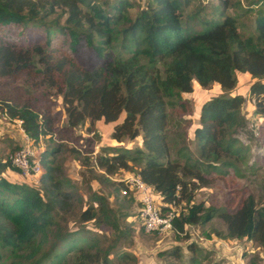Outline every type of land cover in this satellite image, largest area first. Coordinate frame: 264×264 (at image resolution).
Here are the masks:
<instances>
[{"label": "trees", "instance_id": "16d2710c", "mask_svg": "<svg viewBox=\"0 0 264 264\" xmlns=\"http://www.w3.org/2000/svg\"><path fill=\"white\" fill-rule=\"evenodd\" d=\"M192 1L143 0L130 16L128 9L134 6L130 0H0V113L10 120L20 119L34 142L40 136L54 139L38 153L42 171L37 188L8 180L2 172L17 169L7 158H0V264L8 257H31L37 248L36 234L54 226V214L68 211L79 200L78 194L65 188L67 180L58 178L55 156L65 148L63 141H80V149L70 146L69 150L74 159L89 161L94 138L73 133L86 120L85 130L96 135L93 122L98 119L113 122L109 136L115 142L140 137V145H105L92 156L100 169L95 176L99 184L117 195L122 182L110 176L131 171L152 186L162 201L185 200L188 206L173 219L174 229L218 217L225 226L221 236L244 237L264 246V205L255 206L251 195L236 202L228 198L222 206L188 204V184L192 188L208 184L213 173L220 177L230 170L237 173V163L244 160V145L234 136L242 122L239 111L244 97L221 93L201 102L192 128L196 155L178 145L172 156L174 140L170 144L167 126L172 109L190 111L180 93L191 91L192 80L202 88L215 83L228 90L238 72L256 78L248 86L249 94L256 100L254 111H264V81L260 80L264 77V0L251 1L256 5L253 30L245 35L227 11L230 0H216L212 19L186 11ZM28 28L38 29L42 40L22 34ZM55 33L67 36L72 55L52 45ZM83 46L100 61L86 66L76 60L73 54ZM37 90L39 95H26ZM52 94L60 96L65 113V122L57 126V117L49 109ZM181 134H177L180 140ZM92 198L96 208L84 206L80 220L95 219L99 212L108 221L104 196ZM121 199L133 201L125 194ZM64 234L70 233L57 237ZM169 254L178 255V248ZM76 259L77 264H114L97 251L81 250ZM190 260L198 262L193 256ZM67 263L66 252L60 250L48 264Z\"/></svg>", "mask_w": 264, "mask_h": 264}, {"label": "rangeland", "instance_id": "374dc122", "mask_svg": "<svg viewBox=\"0 0 264 264\" xmlns=\"http://www.w3.org/2000/svg\"><path fill=\"white\" fill-rule=\"evenodd\" d=\"M130 1L134 6L128 9V13L133 16L137 5H142L143 1ZM230 1L232 4L227 11L236 17L239 32L242 35L251 33L256 5L251 3L252 0ZM215 3L216 0H193L186 11H196L198 16L212 19L216 15L213 7ZM22 34L30 40L35 38L42 40L41 33L35 28L23 30ZM67 41L66 35L55 33L51 42L52 45H56L72 55L68 49ZM73 56L86 66L94 65L100 61V58L84 46ZM254 80L256 78L251 77L248 73L238 72L235 84L228 90H221L215 83L207 88H202L195 80H192L191 91L180 93L181 98L189 102L190 111L179 113L175 108L171 110L167 122L170 144L174 140V145H171V155H174L178 145H185L186 150L196 155L192 128L197 124L201 102L221 93L227 95L238 93L244 97L239 111L242 122L235 128L234 133V136L239 139L238 141L244 145V160L237 163V173L230 170L222 177L213 173L210 175L208 184H198L193 188L191 184H188L187 188L191 193L189 205L201 202L203 206H222L228 198L236 202L246 195L253 197L255 206L264 205V111L262 113L254 111L256 100L249 94L248 89L249 84ZM260 80L264 81V77ZM28 94L30 96L39 95V90L28 91L26 95ZM49 97L53 102L49 109L57 117L55 125L63 124L65 113L61 106L60 96L52 94ZM85 126H87L86 120L82 125L75 127L73 134L94 138L91 145L92 152L89 155L91 159L94 154L100 151L101 146L113 144L132 147L140 145L139 136L133 139L123 138L119 142L113 141L109 136L110 124L94 121L93 133L96 135L87 132ZM16 132L17 128L14 122L0 113V158L6 159L16 147L18 143ZM12 133H14L15 139L11 137ZM181 133L183 134L182 140L177 135ZM53 140L47 136H40L34 142L35 149L39 153L41 148L53 143ZM79 142L63 141L65 148L55 156V164L60 171L57 174L58 178L67 180L68 184H65V188L78 194L79 200L73 202L68 211L54 214V226L46 228L43 234H36V241L33 245L37 243V248L31 257L27 258L24 255L8 257L4 260V264H48L53 253L60 250L66 252L67 264H77L74 262L81 250L104 253L106 258L114 264H192L190 260L192 256L198 260L196 264H264V246L244 237L221 236L225 226L218 217H213L203 224L183 225L182 229L184 228L185 231L175 229L165 233L144 232L139 223L135 202L125 203L121 201V193L115 195L108 187L99 184L95 176L100 172V169L94 166L91 159L84 163L73 158L69 147L80 149L82 145ZM128 172L131 173V171ZM128 172L119 170L110 178L115 180ZM5 176L10 181L23 182L38 187L39 182L37 184L30 183L21 175H14L8 171ZM94 194L102 195L106 199L105 206L109 209L108 221L100 217L99 212L95 219L80 220L78 214L84 206L91 205L96 208V201L92 198ZM187 206L184 199L174 204L178 214L185 212ZM57 225H60V228H55ZM64 232H69V236L64 234L57 237L58 234ZM189 243L193 244V249L187 247ZM174 247L178 248V255L169 254V251ZM26 252L27 250H24L23 253ZM121 252L122 256H120ZM93 264H99V261L93 262Z\"/></svg>", "mask_w": 264, "mask_h": 264}, {"label": "built area", "instance_id": "2783aa9c", "mask_svg": "<svg viewBox=\"0 0 264 264\" xmlns=\"http://www.w3.org/2000/svg\"><path fill=\"white\" fill-rule=\"evenodd\" d=\"M11 121L17 128L18 143L7 159L22 177L37 184L42 168L34 141L21 127L20 119L13 118ZM117 179L123 185L120 193L130 196L137 205L139 223L144 232L165 233L175 230L172 222L178 217V212L173 202L162 201L152 186L145 183L138 174L128 172ZM182 230L185 231L184 228Z\"/></svg>", "mask_w": 264, "mask_h": 264}, {"label": "crops", "instance_id": "0c3cea01", "mask_svg": "<svg viewBox=\"0 0 264 264\" xmlns=\"http://www.w3.org/2000/svg\"><path fill=\"white\" fill-rule=\"evenodd\" d=\"M97 121H101V122H103L101 119H98V120H95V122H97ZM104 123V122H103ZM104 124H110V130L109 131H111V127H112V124H113V122H107V123H104ZM11 128V127H10ZM13 131H15L14 129H12ZM16 134V139H17V137H18V135H17V132L15 133ZM11 135V137L13 138V139H15V135H14V133H12V134H10ZM114 141V140H113ZM113 145V144H112ZM42 149V148H41ZM40 151V150H39ZM10 172V173H13L14 175L16 174V175H20L17 171H15V170H9V169H5L3 172H2V174L5 176L6 175V173L7 172ZM126 172H128V171H126ZM126 174V173H125ZM6 177V176H5ZM7 178V177H6ZM115 180H118L117 178H115Z\"/></svg>", "mask_w": 264, "mask_h": 264}]
</instances>
